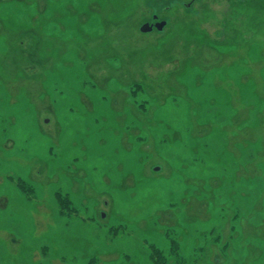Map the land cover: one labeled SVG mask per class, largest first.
<instances>
[{"label": "rangeland", "instance_id": "obj_1", "mask_svg": "<svg viewBox=\"0 0 264 264\" xmlns=\"http://www.w3.org/2000/svg\"><path fill=\"white\" fill-rule=\"evenodd\" d=\"M106 3L0 0V264H264V0Z\"/></svg>", "mask_w": 264, "mask_h": 264}, {"label": "trees", "instance_id": "obj_2", "mask_svg": "<svg viewBox=\"0 0 264 264\" xmlns=\"http://www.w3.org/2000/svg\"><path fill=\"white\" fill-rule=\"evenodd\" d=\"M127 0H115V4L112 5L111 3H106L104 7L107 8V12L114 15V13H118L120 15V18L117 20L122 21V23H125L128 19L132 17L133 14L136 13V8L139 10L141 9L145 13H163L166 12V9H172L176 7V4H178L179 1L175 0H138L137 2H126ZM167 1V2H165ZM167 5V6H164ZM175 5V6H172ZM104 7L100 5V10H102ZM136 7V8H135ZM109 9V10H108ZM130 10V11H129ZM233 10V9H232ZM125 12V13H124ZM103 13V12H102ZM125 16V17H124ZM233 11H232V21L231 24L233 25L234 22L237 23V20L233 17ZM109 17V16H108ZM107 17V19H108ZM105 17L102 18V20L105 22ZM231 20V19H230ZM116 21V20H114ZM107 23V22H106ZM248 24V20L241 23V28L245 27ZM239 31V30H238Z\"/></svg>", "mask_w": 264, "mask_h": 264}, {"label": "flooded vegetation", "instance_id": "obj_3", "mask_svg": "<svg viewBox=\"0 0 264 264\" xmlns=\"http://www.w3.org/2000/svg\"><path fill=\"white\" fill-rule=\"evenodd\" d=\"M175 1H180V0H175ZM196 0H193V2H195ZM179 3V2H178ZM177 5V4H176ZM190 4L187 5V7L189 6ZM177 7V6H176ZM176 7L172 8L173 9V12L172 14L174 15L175 11H176ZM179 8V7H178ZM171 9V11H172ZM167 13H145L144 11H141L140 12V24L137 26H135V29H138V32H140L141 34H152V33H162L164 31V29L166 28L167 24H168V19H167ZM142 21V22H141ZM163 22L164 25L162 26L161 30H157V28L155 27V25L157 23H161ZM144 24H147L148 26L151 27V30L149 32H146V33H143L141 32L140 28L142 25Z\"/></svg>", "mask_w": 264, "mask_h": 264}, {"label": "water", "instance_id": "obj_4", "mask_svg": "<svg viewBox=\"0 0 264 264\" xmlns=\"http://www.w3.org/2000/svg\"><path fill=\"white\" fill-rule=\"evenodd\" d=\"M163 25H164V23L161 22V23H157L155 25V27L157 28V30H161ZM140 30H141V32L146 33V32H149L151 30V27L148 26L147 24H144L141 26ZM155 170H157V168Z\"/></svg>", "mask_w": 264, "mask_h": 264}]
</instances>
